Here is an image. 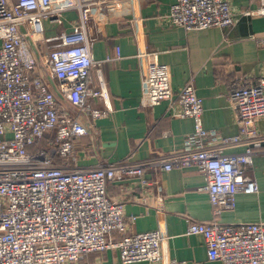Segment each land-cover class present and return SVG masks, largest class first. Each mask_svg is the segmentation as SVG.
<instances>
[{"label":"built area","instance_id":"1","mask_svg":"<svg viewBox=\"0 0 264 264\" xmlns=\"http://www.w3.org/2000/svg\"><path fill=\"white\" fill-rule=\"evenodd\" d=\"M256 2L246 15L264 16V0ZM108 3L0 0V264H77L87 253L108 249L117 250L113 264L162 260V232L127 234L128 222L135 218L126 219L122 201L107 193L112 181L137 178L147 186V166L164 171L196 167L205 177L215 216L234 208L237 193L258 191L247 170L264 141L256 129L264 117V76L231 83L229 99L239 132L221 137L203 126L202 98L193 81L174 94L166 69L150 61L140 105L170 100L174 117L191 118L194 130L185 147L144 163L127 159L97 167L70 165L77 159L76 142L91 135L94 122L112 111L101 61L92 56L96 37L91 32ZM70 10L78 12L77 23L48 36L45 21L59 24ZM168 17L185 30L232 27L235 22L228 0H176ZM256 40L264 47V37ZM234 145L243 150L226 152ZM112 232L121 233V239L110 241ZM186 234L203 236L212 261L264 264L262 222L195 221Z\"/></svg>","mask_w":264,"mask_h":264},{"label":"crops","instance_id":"2","mask_svg":"<svg viewBox=\"0 0 264 264\" xmlns=\"http://www.w3.org/2000/svg\"><path fill=\"white\" fill-rule=\"evenodd\" d=\"M175 1L109 0L105 11L98 14V24L91 30L96 37L92 56L101 61L112 111L94 122L91 135L76 142L77 159L71 166L97 167L127 159L144 163L185 147L194 130L191 118L174 117L170 100L140 105L142 79L150 61L166 69L174 94L193 81L202 98V124L206 129L221 137L239 132L229 89L237 79L253 82L264 76V47L256 40L264 37V16L245 14L257 6L256 0H228L235 17L232 27L185 30L169 20ZM78 19V12L70 10L59 24L46 20V34L54 36L69 30ZM93 104L104 107L102 103ZM66 109L72 111L70 105ZM256 129L264 137V117L256 121ZM242 150V145L226 148L230 153ZM256 150L247 173L256 179L258 191L237 193L234 208L217 216L205 177L193 166L169 171L147 166V186L137 178L109 182L108 195L122 201L126 219L135 218L128 222L127 234L158 229L165 237L162 260L130 264H170L171 260L223 264L208 258L202 235H188L186 229L191 222L215 218L224 224L264 223V141ZM121 237L119 232L108 236L112 242ZM116 258L117 250L108 249L100 251L95 260L77 264H113Z\"/></svg>","mask_w":264,"mask_h":264},{"label":"trees","instance_id":"3","mask_svg":"<svg viewBox=\"0 0 264 264\" xmlns=\"http://www.w3.org/2000/svg\"><path fill=\"white\" fill-rule=\"evenodd\" d=\"M98 253H99V251L87 253V254L83 255V257L79 261L80 262L83 260L88 261L89 258H90L89 261L95 260L94 258L97 256Z\"/></svg>","mask_w":264,"mask_h":264}]
</instances>
